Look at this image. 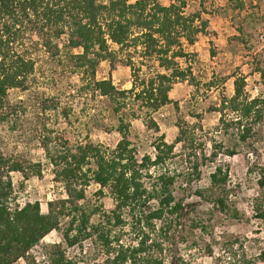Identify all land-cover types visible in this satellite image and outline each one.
Returning <instances> with one entry per match:
<instances>
[{"label": "trees", "instance_id": "obj_1", "mask_svg": "<svg viewBox=\"0 0 264 264\" xmlns=\"http://www.w3.org/2000/svg\"><path fill=\"white\" fill-rule=\"evenodd\" d=\"M209 1L200 0V6ZM235 2L234 10L244 8L242 0ZM185 7V0H0V112L6 109L9 91L26 89L34 72V60L19 46L22 33L33 30L55 55L60 47L53 41L65 39L72 68L84 78L85 88L106 99L109 115L117 118L116 132L120 135L114 148L90 140L69 146L65 140L60 149L53 151L49 149L52 139L43 137L55 181L63 184L67 193L65 200L49 203L47 213L42 212L38 202L11 208L10 175L25 174V169L0 154V264H14L21 258L25 264H38L31 251L48 234L60 229L65 216L70 220L62 233L63 243L49 247L48 264L83 263L79 256L69 258L66 250H83L87 242L104 256L102 264H190L182 256H169L196 207L187 196L201 179L204 161L214 163L222 145L216 146L210 158L203 155L200 162L195 160L190 172H171L168 164L176 157L177 145L189 139L184 128L177 125L179 132L173 143H168L163 134L154 138L153 155L140 157L131 138L132 121L127 120L143 116L148 131L159 135L161 129L154 114L174 103L171 91L176 83L194 80L190 67L184 68L180 61L188 56L183 41L193 45L201 32L196 25L201 13L186 15ZM201 25L206 27L207 22ZM124 51L128 53L125 65L132 76V87L126 90L117 88L111 75L97 79L100 64L107 62L113 71L119 63V52ZM137 52L142 59L155 60L159 69L142 74L130 54ZM251 66L264 86V55L253 56ZM245 87V77L235 76L233 96H223L219 106L210 111L220 115L225 132L236 127L240 142L252 148L249 141L264 126V91L250 98ZM228 111L235 115L234 120H226ZM190 144L193 146L192 140ZM224 153L235 156L236 146ZM91 183L99 186L97 196L109 197L114 203V208L102 212L96 223L91 219L100 208L80 204ZM257 186L254 212L264 229V166L258 169ZM232 194L229 167L218 164L210 174L209 186L197 188L192 196L211 205L212 210L240 219L239 211L231 207ZM190 226L208 232L195 219ZM126 229L131 234L128 243L122 240ZM208 254H212L210 249ZM256 260L264 263V246ZM254 262L245 259L243 264Z\"/></svg>", "mask_w": 264, "mask_h": 264}, {"label": "rangeland", "instance_id": "obj_2", "mask_svg": "<svg viewBox=\"0 0 264 264\" xmlns=\"http://www.w3.org/2000/svg\"><path fill=\"white\" fill-rule=\"evenodd\" d=\"M129 1L134 3L136 0ZM235 1L238 0H210L202 8L200 0H185L186 15L201 13V20L196 21L201 32L196 35L193 45L183 41L188 56L180 61L184 68L190 67L194 80L173 86L171 98L178 107L172 103L154 114L161 129L159 135L148 131L143 116L127 118L132 121L131 138L140 157L153 155L154 138L163 134L168 143H173L179 132L177 125L184 128L189 139L184 145H177L176 157L168 164L171 172H190L195 160L200 162L203 155L210 158L216 146L222 145L214 163L204 161L201 179L187 196V201L195 202L196 207L184 223L182 241L177 237L169 256H182L190 264H243L245 259H255V264H264L256 260L264 246V229L254 212V200L259 193L257 173L264 166V126L249 141L251 148L240 142L236 127L225 132L219 121L220 115L210 111L219 106L223 96H233L235 76L245 77V91L250 98L264 91L260 76L253 72L251 66L253 56L264 55V0H242V10L233 9ZM201 22H207L206 27L202 28ZM53 42L60 47L57 55L43 46L42 37L33 30L22 33L20 50L34 60V72L26 89L9 91L6 109L0 112V154L21 163L25 169V174L12 172L10 175L12 209L38 202L42 212L47 213L49 203L67 198L64 185L55 181L53 167L42 144L43 137L52 139L49 143L51 151L60 149V143L65 140L69 141V146L90 140L107 148H114L120 140L116 132L117 118L109 115L106 99L85 88L84 78L72 68L69 50L64 47L65 39ZM130 54L142 74L149 75L159 69L155 60L142 59L139 52ZM127 59V51L119 52V63L113 71L107 62H102L97 79L111 75L117 88L130 89L132 76L130 67L125 65ZM211 83L214 85L209 87ZM234 117L233 113L227 112L226 120H234ZM234 145L236 155L226 156L224 150ZM218 164L229 167L233 190L231 207L239 211L240 219H231L212 210L211 205L192 196L197 188L209 186L210 174ZM98 190L99 186L91 183L86 189L85 200L80 203L90 209L100 208L101 211L92 217V223L101 219L102 212L114 208L109 197L96 195ZM192 219L202 222L208 232L191 228ZM69 220L70 216H65L60 229L48 234L31 251L38 264H41L38 248L49 257V247L63 243L62 233ZM130 238L127 230L122 240L128 243ZM209 249L212 254H208ZM66 253L69 258H82L84 262L81 264H102L104 258L88 242L83 250L76 247L67 249ZM14 264H25V260L21 258Z\"/></svg>", "mask_w": 264, "mask_h": 264}, {"label": "built area", "instance_id": "obj_3", "mask_svg": "<svg viewBox=\"0 0 264 264\" xmlns=\"http://www.w3.org/2000/svg\"><path fill=\"white\" fill-rule=\"evenodd\" d=\"M258 95L259 94H257L255 97H257ZM36 247H38V246H36ZM38 250H39V252H38V254H39L38 260H39V262H41V264H48L49 263V258H48V255L46 254V252L43 249H41V248H38ZM67 256H68V254H67Z\"/></svg>", "mask_w": 264, "mask_h": 264}]
</instances>
